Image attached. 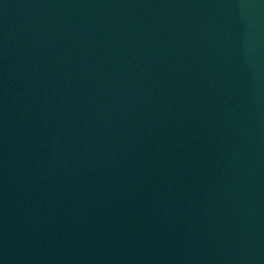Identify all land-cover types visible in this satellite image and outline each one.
<instances>
[{"label": "water", "instance_id": "obj_1", "mask_svg": "<svg viewBox=\"0 0 264 264\" xmlns=\"http://www.w3.org/2000/svg\"><path fill=\"white\" fill-rule=\"evenodd\" d=\"M0 264H264V0H0Z\"/></svg>", "mask_w": 264, "mask_h": 264}]
</instances>
